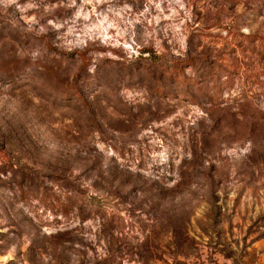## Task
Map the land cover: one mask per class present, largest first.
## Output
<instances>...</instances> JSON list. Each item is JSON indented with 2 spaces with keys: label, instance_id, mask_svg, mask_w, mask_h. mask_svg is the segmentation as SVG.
Here are the masks:
<instances>
[{
  "label": "rangeland",
  "instance_id": "obj_1",
  "mask_svg": "<svg viewBox=\"0 0 264 264\" xmlns=\"http://www.w3.org/2000/svg\"><path fill=\"white\" fill-rule=\"evenodd\" d=\"M0 264H264V0H0Z\"/></svg>",
  "mask_w": 264,
  "mask_h": 264
},
{
  "label": "trees",
  "instance_id": "obj_2",
  "mask_svg": "<svg viewBox=\"0 0 264 264\" xmlns=\"http://www.w3.org/2000/svg\"><path fill=\"white\" fill-rule=\"evenodd\" d=\"M53 49L55 48L53 47ZM65 55L73 57L72 53H66L64 56ZM80 57L83 62L82 72L88 68L89 60L84 52L80 53ZM66 60L69 61L67 58ZM203 61H206L203 56H192L184 60L176 61L172 64L160 63L156 65L154 68L157 79L156 94L161 97H176V93L187 97L189 94L191 95L190 99L195 101V93L198 95H204L209 91V88H211L212 91L214 89L220 91L222 87L219 82L214 86H209V84L204 82L205 80L203 77L205 72L202 69L204 66ZM186 69H191V73L188 74ZM73 91L76 93L77 97L83 98V95L78 90L74 89Z\"/></svg>",
  "mask_w": 264,
  "mask_h": 264
}]
</instances>
